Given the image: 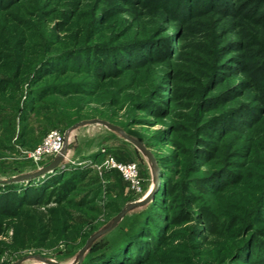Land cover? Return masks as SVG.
<instances>
[{"label": "rangeland", "instance_id": "obj_1", "mask_svg": "<svg viewBox=\"0 0 264 264\" xmlns=\"http://www.w3.org/2000/svg\"><path fill=\"white\" fill-rule=\"evenodd\" d=\"M77 14L90 28L97 26L84 46L42 49L21 83L0 72V180L50 162L28 157L47 130L65 135L55 167L31 178L0 181V216L6 200L12 209L24 208L43 192L56 195L61 189L79 202L73 218L89 236L51 250L13 253L5 246L1 218V260L104 264L113 250L98 253L109 245L122 260L124 249L133 255L160 240L175 244L194 234L214 239L233 228L234 242L249 240L236 251L249 264H264V236L247 225L249 217L225 220L212 210L213 192L237 188L243 178L262 180L264 192V164L257 165L264 161V0H0V22L2 15L20 17L42 46L56 48L70 32L66 20ZM132 71L139 82L131 84ZM93 119L122 132L87 122ZM169 152L179 159V172L158 163ZM109 157L138 166L140 192L108 167ZM55 174L69 182L50 186ZM186 195L206 214L205 221L181 212ZM128 203L136 205L110 226ZM107 227L86 245L79 261L87 239Z\"/></svg>", "mask_w": 264, "mask_h": 264}, {"label": "trees", "instance_id": "obj_2", "mask_svg": "<svg viewBox=\"0 0 264 264\" xmlns=\"http://www.w3.org/2000/svg\"><path fill=\"white\" fill-rule=\"evenodd\" d=\"M2 18L3 21L0 22V72L13 77L19 83L22 82L23 77L32 73L34 65L41 56L42 49L47 52H52L55 49L64 52L72 47L84 46L91 40L93 29L97 28L96 25L90 28V22L82 21L81 14H77L74 19L66 20L70 32L64 40H59L57 47L54 48L49 43L42 46L34 41L29 36V31L24 28L20 17L8 18L6 15H2ZM128 76L131 84L139 82L133 71L128 72ZM158 163L171 172H179L183 168L173 152L160 156ZM263 164L264 161L259 160L257 165L262 167ZM65 178V175L57 176L55 174L49 178L48 183L53 186L59 182L60 187V182L63 181L64 185L69 182ZM262 178L264 183V176ZM240 181L241 184L237 188L225 187L213 192V213L217 218L225 220L236 218L240 220L248 216L247 225L252 227L255 234L264 236V209L260 210L259 207H256L259 204L264 208L262 180L243 178ZM167 201L166 199L165 202ZM181 203L179 208L182 213H186L187 217L193 216L202 221L206 220V214L189 195L182 198ZM8 205L7 200L3 202V215L0 216V219L5 220V237L7 238L5 246L13 253H22L36 248L51 250L62 241L71 242L80 236L83 239L89 236V232L83 230V224L75 222L73 218L74 210L80 207L79 202L68 199L67 193L61 189L56 195L43 192L41 198L38 196L32 199L28 207L12 209ZM194 207L198 212L191 213V209ZM178 217L180 218V216ZM170 220H172V216ZM172 221L174 224V220ZM171 227L167 226V228ZM237 235V230L231 228L214 239L194 234L189 237V240L175 244H172L171 240H160L152 248L147 247L143 253L137 252L132 255L128 249H124L125 256L122 260H116L112 254L116 247L109 245L105 250L99 252L98 256L104 255V252L110 248L113 250L112 255L107 257L105 255L104 264H249L251 260L240 254L241 250L236 251L239 245L242 247L249 240L239 237L237 242H234ZM89 262L94 263L93 258ZM0 264L6 263L0 258Z\"/></svg>", "mask_w": 264, "mask_h": 264}, {"label": "built area", "instance_id": "obj_3", "mask_svg": "<svg viewBox=\"0 0 264 264\" xmlns=\"http://www.w3.org/2000/svg\"><path fill=\"white\" fill-rule=\"evenodd\" d=\"M64 144L65 135L57 129H49L39 144L29 151L28 157L35 162L44 161L48 158L52 159L56 154L63 151ZM106 162L108 167L120 173L133 191L136 193L141 191L138 166L135 163L117 161L112 157H109Z\"/></svg>", "mask_w": 264, "mask_h": 264}, {"label": "water", "instance_id": "obj_4", "mask_svg": "<svg viewBox=\"0 0 264 264\" xmlns=\"http://www.w3.org/2000/svg\"><path fill=\"white\" fill-rule=\"evenodd\" d=\"M87 122H92V123H100V124H104L112 129H115L119 132H122V130L113 125V124H110L104 120H99V119H93V120H88ZM85 123V121L83 122H79V123H75L72 127L78 125V124H83ZM124 137L129 140L130 142L134 143L135 145L139 146L140 148L144 149V146L142 143H140L139 141L135 140L133 137L127 135V134H124ZM148 153V152H147ZM62 156H63V153H58L56 154L51 160L50 162H48L47 164L45 165H42L40 166L38 169L32 171V172H29V173H24V174H21V175H18V176H15V177H12V178H9V179H6V180H0L2 182H5V181H17V180H21V179H26V178H31V177H34V176H38L40 174H43L44 172L52 169L53 167H55L62 159ZM151 194L152 192H150V194H148L144 200L141 201V203H144L146 201H148L151 197ZM134 205H136V203H128L125 207H123L119 212L118 214L115 216V218L112 220L111 222V225L110 226H113L122 216L123 214L126 212V210H128L129 208L133 207ZM107 229H109V227L101 230V231H98L96 232L94 235H92L90 238L87 239L86 241V244L81 248L80 250V253H79V261L81 260V257H82V254H83V251L86 247V245L92 240L94 239L95 237H97L99 234L107 231ZM42 260L45 262V263H49V264H58L57 262H54V261H48V260H45L42 258Z\"/></svg>", "mask_w": 264, "mask_h": 264}]
</instances>
